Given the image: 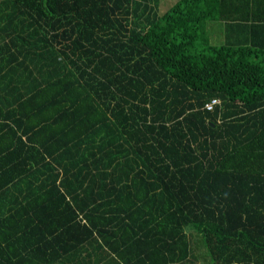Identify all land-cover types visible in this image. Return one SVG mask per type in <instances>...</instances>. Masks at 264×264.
Wrapping results in <instances>:
<instances>
[{
  "label": "trees",
  "instance_id": "1",
  "mask_svg": "<svg viewBox=\"0 0 264 264\" xmlns=\"http://www.w3.org/2000/svg\"><path fill=\"white\" fill-rule=\"evenodd\" d=\"M220 1L0 0V264H264V0Z\"/></svg>",
  "mask_w": 264,
  "mask_h": 264
},
{
  "label": "crops",
  "instance_id": "2",
  "mask_svg": "<svg viewBox=\"0 0 264 264\" xmlns=\"http://www.w3.org/2000/svg\"><path fill=\"white\" fill-rule=\"evenodd\" d=\"M223 2V0L220 1V3ZM158 3L160 4V1L158 0ZM173 3V2H172ZM171 3V4H172ZM226 3V0H225ZM229 4H226L227 6ZM224 7V6H223ZM230 8V6H229ZM213 12H215V3L212 4ZM228 15V12H226ZM226 21L221 19H209L204 22V28L202 29V39H206V41L210 44H214L217 42L218 44H222L225 42V35L229 36L230 38H236L240 36H245L246 32L244 29H240L239 27H236V25H226ZM214 44V45H218Z\"/></svg>",
  "mask_w": 264,
  "mask_h": 264
},
{
  "label": "rangeland",
  "instance_id": "3",
  "mask_svg": "<svg viewBox=\"0 0 264 264\" xmlns=\"http://www.w3.org/2000/svg\"><path fill=\"white\" fill-rule=\"evenodd\" d=\"M160 1V4H159V12H162L163 9H166L168 6L171 5V3L174 1V0H159ZM214 44H218L217 42H215Z\"/></svg>",
  "mask_w": 264,
  "mask_h": 264
},
{
  "label": "built area",
  "instance_id": "4",
  "mask_svg": "<svg viewBox=\"0 0 264 264\" xmlns=\"http://www.w3.org/2000/svg\"><path fill=\"white\" fill-rule=\"evenodd\" d=\"M219 101L216 98H211L209 101H206L203 104V107L207 110H210L214 104H217Z\"/></svg>",
  "mask_w": 264,
  "mask_h": 264
}]
</instances>
